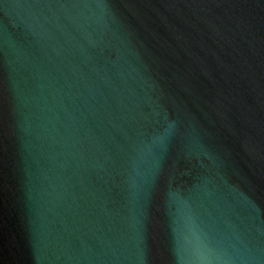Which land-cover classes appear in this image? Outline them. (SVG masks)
<instances>
[{
  "label": "water",
  "instance_id": "water-1",
  "mask_svg": "<svg viewBox=\"0 0 264 264\" xmlns=\"http://www.w3.org/2000/svg\"><path fill=\"white\" fill-rule=\"evenodd\" d=\"M0 264H264V0H0Z\"/></svg>",
  "mask_w": 264,
  "mask_h": 264
}]
</instances>
